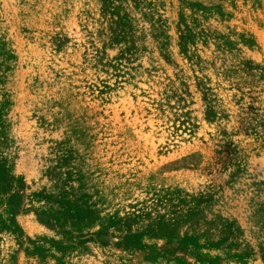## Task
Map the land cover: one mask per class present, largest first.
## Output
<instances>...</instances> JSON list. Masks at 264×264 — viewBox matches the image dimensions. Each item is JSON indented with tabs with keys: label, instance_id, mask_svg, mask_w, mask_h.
I'll list each match as a JSON object with an SVG mask.
<instances>
[{
	"label": "rangeland",
	"instance_id": "rangeland-1",
	"mask_svg": "<svg viewBox=\"0 0 264 264\" xmlns=\"http://www.w3.org/2000/svg\"><path fill=\"white\" fill-rule=\"evenodd\" d=\"M0 186V264H264V0H0Z\"/></svg>",
	"mask_w": 264,
	"mask_h": 264
},
{
	"label": "trees",
	"instance_id": "trees-1",
	"mask_svg": "<svg viewBox=\"0 0 264 264\" xmlns=\"http://www.w3.org/2000/svg\"><path fill=\"white\" fill-rule=\"evenodd\" d=\"M7 190L5 191L1 186H0V203H3V201L5 200V194H7ZM15 237H17V240L19 241V245H22L25 240L22 234H16Z\"/></svg>",
	"mask_w": 264,
	"mask_h": 264
}]
</instances>
